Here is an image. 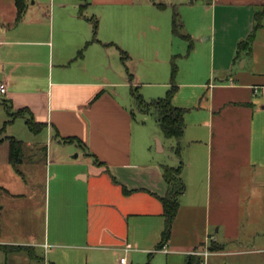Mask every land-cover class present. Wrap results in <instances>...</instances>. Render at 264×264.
Here are the masks:
<instances>
[{"label":"crops","instance_id":"0c3cea01","mask_svg":"<svg viewBox=\"0 0 264 264\" xmlns=\"http://www.w3.org/2000/svg\"><path fill=\"white\" fill-rule=\"evenodd\" d=\"M24 1L17 21L14 0L9 13L0 7V95L12 112L28 110L21 118L44 124L53 226L28 241L0 229V264H47V256L58 259L61 246L72 248L62 254L70 264H106L109 258L115 264L129 252L138 253L136 264L144 254L149 264L156 253L166 264H184L189 254L200 256L201 264H264V15L256 18L264 0L203 2L209 30L200 35L213 48L214 79L195 81L199 71L179 81L172 97L186 109L179 139L164 137L157 127L141 136L125 89L140 78L129 67L131 58L171 63L178 55L169 46L178 37L170 5L183 0L162 8L155 0ZM201 20L189 33L202 29ZM250 33V50L237 53ZM227 42L228 60L221 53ZM183 87L190 91L181 93ZM69 136L78 140L62 141ZM152 139L158 154L168 152L165 158L144 145ZM1 145L10 164L8 145ZM179 164L184 190L168 239L156 249L165 226L162 166ZM42 210L49 219V203ZM15 245L30 249L10 248Z\"/></svg>","mask_w":264,"mask_h":264},{"label":"rangeland","instance_id":"374dc122","mask_svg":"<svg viewBox=\"0 0 264 264\" xmlns=\"http://www.w3.org/2000/svg\"><path fill=\"white\" fill-rule=\"evenodd\" d=\"M155 1L161 2L168 7V0ZM183 2L184 3L181 5H176L177 9L169 4L171 10L175 8L180 16L184 14L187 26L183 27L182 31L190 34L192 43L190 49L188 48V41L181 37H172V41L169 43L173 52L178 54L174 59L176 65L174 82L178 86L179 81L189 80L190 76L188 75L194 73L198 75L199 71H201V79H196L195 81L207 80V78L211 80L214 79L211 74L213 48L210 45V41L203 39L206 35H203L204 37L200 35L202 32H207L209 30L203 8V2H205V0H183ZM0 7L4 14L9 13L11 7L10 0H0ZM201 15V24L203 27L202 29L199 28L194 31L195 35H192L187 28H189V26L194 28L195 25H198L199 16ZM262 23L264 24V19ZM141 28L144 27L140 25V29ZM229 44L230 43L227 42L226 47L221 49V53L227 60L232 51V46ZM260 49L262 50L263 48L260 47ZM260 49L257 47L258 51ZM214 50V65L217 66L219 48L216 46ZM241 62L242 59L238 63H235L236 69L241 67ZM129 67L134 74L139 75L140 78L137 77L136 83L137 92L141 94L146 101L165 95L169 88L171 77V63L169 58L164 60L162 57L156 59L153 56H147L141 59L137 56L131 58ZM162 73L165 76L164 79L159 78ZM163 82H168V86H165ZM129 89L130 87L127 91L125 89V93L129 94ZM199 90L200 89H194V91L197 92L195 93L197 96ZM187 91L190 90L186 87L181 88V93ZM1 99H3L2 95H0V143L4 142L7 147L8 140L6 136H14L23 141V151L22 160L17 162L13 167L7 162L6 148H4V145L0 146V206H3L0 208V229L1 232L6 231V236H15L21 241H28L30 236H35L39 239L43 231H48V229L52 231L53 226V211L51 208L54 196V181L50 180L48 182V175L45 169L44 144H46L47 141L46 135L44 130L35 134L31 132L27 128L24 119L21 117L15 118L4 125V121L10 117L1 103ZM192 99H194V97H192ZM126 102L133 106L134 123L137 125L138 129L142 130H140L141 136L144 135L148 138L156 127L160 129L152 112L140 111L132 100H126ZM150 141V143L144 145H148L147 148L150 147L154 155L159 157L162 155L161 157L165 158L168 152L158 154L156 152V141L153 139ZM49 146L50 145H48V147ZM174 153L175 152H172V155L175 157ZM15 169L19 170V173H17ZM3 186L7 188L8 191H5L2 188ZM44 203L46 204V212L49 203V219L48 217L46 218V215H43L42 209ZM39 210H41L40 216L39 213H37ZM55 249L59 254L57 257L58 259L54 260V257L51 258L47 256V258L51 260V262L47 264H70L64 262L65 260L62 258V254L63 251L70 252L72 248L70 246H61ZM137 254V252L127 253L129 264H136V260L138 259L136 256ZM143 258L141 259L142 261L139 262L140 264L146 261V256L144 259ZM9 264L20 263L12 261ZM106 264H114V262L112 263V260L109 258ZM149 264H166V262L163 256L156 253L152 259H150Z\"/></svg>","mask_w":264,"mask_h":264},{"label":"trees","instance_id":"16d2710c","mask_svg":"<svg viewBox=\"0 0 264 264\" xmlns=\"http://www.w3.org/2000/svg\"><path fill=\"white\" fill-rule=\"evenodd\" d=\"M24 2H25L24 0H14L16 6V21L20 19L21 13L24 10V6H25ZM156 5L161 8L165 6V4L163 3H156ZM262 15H264V5L261 11L256 13V18L259 19L260 16ZM96 28L97 27L95 23L94 32L96 31ZM182 29H183V22L181 20V17L177 12V10L173 9L172 18H171L172 34L174 36L181 37L184 40L188 41V48L190 49L192 47L191 37L188 33H184ZM251 39H252V33L248 35L245 41H240L237 46V53H239V51L241 50L249 51L250 44L252 42ZM81 54H82V50L78 52V56ZM120 54L122 60H125L127 58V53L124 50L120 49ZM175 74H176V65L174 62V58L172 57L170 84L168 90L166 91L163 97L153 98L146 101L141 96V94L137 92V86H131L130 91L134 104L140 111L152 112L154 114L156 122L164 137L179 139L182 137L184 132V127H185L184 113L186 109L175 106L172 103V97L177 90V85L174 82ZM127 75H128V79L131 81L132 79L131 73H128ZM1 103L4 105L6 112L10 117L9 119L4 121V125H6L8 122H11L16 117L25 116L26 111H28L27 109H19L15 112L14 111L12 112L10 110V106L6 101L2 100ZM24 121L28 129L33 133L39 132L44 127L43 123L36 122L31 116L26 117ZM7 140H8V161L14 167L17 162L22 160V151H23L22 141L13 136H8ZM74 140H78V139L74 136L64 137L62 139L63 142H71ZM174 150L176 153H178V147L175 146ZM15 170L19 172V170L17 169ZM180 170H181V164H179L178 166H170V165L162 166V174L164 181L166 183V193L161 197L163 214L165 217V226L162 231L161 240L156 246V249L163 247L168 239L171 223L178 208V196L184 190V183L180 177ZM10 248H13L15 250L23 249L26 251L30 249L27 246H20V245L10 246ZM145 264H148V262ZM184 264H201V258L198 255L189 254Z\"/></svg>","mask_w":264,"mask_h":264},{"label":"built area","instance_id":"2783aa9c","mask_svg":"<svg viewBox=\"0 0 264 264\" xmlns=\"http://www.w3.org/2000/svg\"><path fill=\"white\" fill-rule=\"evenodd\" d=\"M4 92H5V86L4 84H0V93L2 94ZM129 248H130L129 245H126L124 247L125 250H128ZM196 253L206 254L207 252L204 251V252H196ZM115 264H128L126 256H120ZM202 264H205V263H202Z\"/></svg>","mask_w":264,"mask_h":264}]
</instances>
